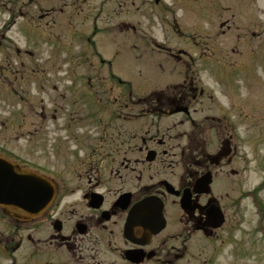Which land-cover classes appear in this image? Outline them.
<instances>
[{"label":"flooded vegetation","instance_id":"obj_1","mask_svg":"<svg viewBox=\"0 0 264 264\" xmlns=\"http://www.w3.org/2000/svg\"><path fill=\"white\" fill-rule=\"evenodd\" d=\"M250 24L264 21L255 18ZM182 80L140 96L128 87L89 90L92 96L104 94L101 104L110 119L99 112L66 118L84 113L63 112L65 107L90 105L72 92L56 106L61 120L65 116L59 129L67 131L73 149L63 140L47 149L43 139L30 136L15 154L11 136L0 134L1 155L49 176L56 188L53 204L34 219H16L0 206V264H192L191 237L220 236L238 207L234 123L203 105L205 90L196 75L187 70ZM115 120L121 121L118 127ZM34 143L41 149H33ZM208 172L206 186L200 179ZM144 200L151 220L143 224L142 208L132 223L130 211ZM159 206L167 225L154 233ZM214 206L225 218L216 229L207 223Z\"/></svg>","mask_w":264,"mask_h":264},{"label":"rangeland","instance_id":"obj_2","mask_svg":"<svg viewBox=\"0 0 264 264\" xmlns=\"http://www.w3.org/2000/svg\"><path fill=\"white\" fill-rule=\"evenodd\" d=\"M26 1L28 6L25 0L15 2V9L21 8L24 14L20 16L14 14L13 18V15L10 17L7 9L9 0H0V129L2 125L3 128L9 127L6 134L11 138L15 135L14 140L21 145L25 143V138H29L25 134L21 135L23 122L24 126L32 124L31 133L34 135L38 133L34 128L40 127L41 130H45L48 134L45 138L49 140L46 146L54 143L61 120L52 117L56 112L50 107V103L67 95L65 84L69 83L65 78L63 81H56L57 64L63 58L61 61L66 74L68 68L66 60L74 58L75 64H78L75 74L80 78V83L77 82L75 85H83L84 79L81 77L86 75V71L95 72L92 65L84 62L88 59L82 44H86L88 36L96 40L97 54L108 60V65L112 67L111 72L128 85H132L134 91L143 93L158 84L157 71L150 65L159 66L160 59H155V54L160 52L149 43V40L146 41L149 45L142 47L143 53L146 48L147 55L144 54L143 62H140L135 56L139 52H132L126 45L120 46L121 41L115 42L116 40L107 36L108 39L100 41L98 36L91 35V29L95 28V24L98 26V34H101L103 26L106 27L109 23L118 31V28H127V33L121 34L119 31L118 38L114 39L127 40L128 45H134L140 33L148 34V38L154 35L152 31L159 38L166 36L171 32L170 25H167L170 19L166 11L165 13L161 11L164 7L155 5L154 0L153 2L150 0H39V3H46L43 9L38 5V0ZM224 1L226 0H222V3ZM228 1L238 3L240 6L250 4V0ZM207 5H210L209 2ZM50 6L58 8L61 12L57 15H54L55 12L52 15L47 14L45 18L40 17ZM4 7L6 10H2ZM174 8L180 10L174 22L183 27L190 16L189 5L187 4V11H185L186 7L183 9L176 5ZM234 10L236 11L234 18L237 22L233 23L232 29L225 34L220 33L226 29V26L222 27L220 21L213 19V16L202 22V25L208 27L206 31L210 34L208 37L203 36L204 40L200 44L204 45V41L207 43V46L202 47L203 53L208 59L210 57L212 59L203 58L200 64L202 65L200 76L204 86L219 98L214 100V97H207L208 102L221 107L229 105L234 109L232 115L233 119H236L234 123L239 152L234 158L237 167L232 166L239 169L240 173L233 174L232 177L238 180V190L233 193V201L238 204V211L233 212L237 214L232 216L231 224H235L233 230H230V226L227 227L225 230H230L228 235L223 232L219 240H214L207 246V251L203 250L200 254L192 255L194 256L191 259L192 264H264V30H261L264 26H257L261 29L255 30V35L249 29V36L240 40L238 35L242 36L244 35L242 32H247L240 29V24H244L247 14L246 11L244 14L242 9H239V12ZM230 11L232 10L223 9V14H227L224 19L231 17ZM49 15L51 16L48 17ZM247 16L250 17V14ZM124 21L130 24L120 27L122 25L120 22ZM27 22L31 28L29 39L20 30V26L22 29L24 23L26 27ZM136 24L141 29L138 32L133 31V26ZM193 27L188 25L190 32L195 31ZM75 33L78 37L76 39L73 38ZM12 35L14 38L9 39ZM245 38H249L250 42ZM176 46L171 48L174 52ZM16 48L20 49V52L17 53ZM27 48L32 52L29 56L25 54ZM168 58L175 60L173 57ZM97 63V61L93 62V65L102 67ZM101 71L104 74L109 72L105 67ZM20 72H28L27 83L22 82L23 75L19 74ZM173 76L177 77L176 73ZM94 80L95 77L90 84H94ZM162 80L165 78L162 77ZM56 84L58 88H54ZM81 87L84 86L79 88ZM51 88L56 89V92ZM11 92L12 95L9 94ZM43 106L48 107L47 110H43ZM85 110L89 111L88 106ZM98 112L103 119H110L109 110H98ZM120 123V120H115L113 126L118 127ZM0 139L3 140L1 137ZM65 145L67 149L75 148L72 142ZM33 149L41 148L34 143ZM225 186L227 182L224 183L223 188ZM217 187L219 188V184ZM250 192H254V196L249 195ZM224 235L226 241L223 240ZM205 246L206 244L197 237L191 241V248L198 247L200 250Z\"/></svg>","mask_w":264,"mask_h":264},{"label":"water","instance_id":"obj_3","mask_svg":"<svg viewBox=\"0 0 264 264\" xmlns=\"http://www.w3.org/2000/svg\"><path fill=\"white\" fill-rule=\"evenodd\" d=\"M0 184L5 187L10 195L9 200L0 199L1 204L8 208L9 212L22 216L40 213L52 200L53 191L47 182L41 177L26 170H18L10 163H2L0 160ZM45 188V196L40 201L36 196V202L32 203V196ZM30 198V199H29ZM164 223L160 226V228Z\"/></svg>","mask_w":264,"mask_h":264}]
</instances>
